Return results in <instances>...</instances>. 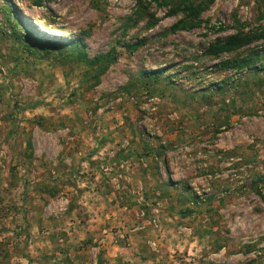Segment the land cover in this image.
Instances as JSON below:
<instances>
[{"label":"rangeland","instance_id":"rangeland-1","mask_svg":"<svg viewBox=\"0 0 264 264\" xmlns=\"http://www.w3.org/2000/svg\"><path fill=\"white\" fill-rule=\"evenodd\" d=\"M191 1L0 0V264H264V0Z\"/></svg>","mask_w":264,"mask_h":264},{"label":"trees","instance_id":"trees-1","mask_svg":"<svg viewBox=\"0 0 264 264\" xmlns=\"http://www.w3.org/2000/svg\"><path fill=\"white\" fill-rule=\"evenodd\" d=\"M162 3L164 4H169L171 0H160ZM213 0H199V1H191L188 4L185 5H178V6H173L172 8V12L173 13H177L180 11H183L186 14V18L188 19V21L191 22V24H197L196 21H198V18L200 16V14L209 7L210 2H212ZM35 3L39 6L42 5L43 0H35ZM184 22L183 20L180 21L179 23L175 24V28H178L180 26V23ZM29 30V29H28ZM32 31L29 30V35H32ZM264 37V31L262 32H256V33H249V32H243L240 31L237 34H234L232 36H230L227 40H225L223 43H217L212 45L209 49H208V53L211 55H220L222 53L225 52H233V51H237L239 49H241L244 46L249 45L252 41H254L255 39H259V38H263ZM31 38V37H30ZM82 41L80 39H74L73 41H70L69 43H64V44H58L55 45L58 47H62V46H69L72 49L76 48H80L81 52L84 55V58L86 59V61H88L89 63H98L103 61L104 63H106L107 59L109 58L108 55L106 54H101L96 56L94 59H88L87 55L84 52V49L82 47ZM126 47L130 50V51H135L136 49L139 48V41H136L134 43H130V44H126ZM253 62V58L252 57H247L241 60H235L233 62H229L228 65H233L235 67H239V68H243L246 66H251ZM106 64L103 65L102 67L105 68Z\"/></svg>","mask_w":264,"mask_h":264},{"label":"bare ground","instance_id":"bare-ground-1","mask_svg":"<svg viewBox=\"0 0 264 264\" xmlns=\"http://www.w3.org/2000/svg\"><path fill=\"white\" fill-rule=\"evenodd\" d=\"M49 28V27H48ZM42 31V30H41ZM49 31H50V29H49ZM53 31V30H52ZM56 31V30H55ZM48 32V31H47ZM59 32V31H58ZM54 35H55V33H54ZM66 36V35H65Z\"/></svg>","mask_w":264,"mask_h":264}]
</instances>
